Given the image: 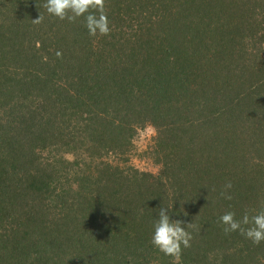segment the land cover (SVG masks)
<instances>
[{
	"label": "trees",
	"instance_id": "obj_1",
	"mask_svg": "<svg viewBox=\"0 0 264 264\" xmlns=\"http://www.w3.org/2000/svg\"><path fill=\"white\" fill-rule=\"evenodd\" d=\"M44 3L0 0V264H172L171 205L180 264H264L219 221L264 208V0H107V36ZM145 124L158 175L92 164Z\"/></svg>",
	"mask_w": 264,
	"mask_h": 264
},
{
	"label": "clouds",
	"instance_id": "obj_2",
	"mask_svg": "<svg viewBox=\"0 0 264 264\" xmlns=\"http://www.w3.org/2000/svg\"><path fill=\"white\" fill-rule=\"evenodd\" d=\"M47 13L57 17L60 20H67L70 23L76 22L80 17L84 18L85 26L91 36H107L111 32L107 16V0H46L41 5ZM40 7V6H37ZM43 15L40 13L37 19L32 20L34 24L43 22ZM58 57L62 56L57 52ZM232 188L231 182L224 185V191L221 195L225 199L231 200L232 196L228 189ZM183 204H181V208ZM172 206L161 207L158 210V219L154 223V231L151 243L159 249L164 255L172 257V264H180V258L183 248L191 247L192 233L187 229L192 228L199 230L191 222L186 227L179 219L170 218ZM183 211V210H182ZM254 214L245 211L242 219H236L234 211H227L219 218L223 225L225 234L239 231L241 235L252 241L254 245L264 242V208ZM186 214V213H185Z\"/></svg>",
	"mask_w": 264,
	"mask_h": 264
},
{
	"label": "rangeland",
	"instance_id": "obj_3",
	"mask_svg": "<svg viewBox=\"0 0 264 264\" xmlns=\"http://www.w3.org/2000/svg\"><path fill=\"white\" fill-rule=\"evenodd\" d=\"M131 142L132 146L129 148L128 152H117L115 154H108L99 159L94 158L95 160L93 162L96 163L94 164L92 162V164L100 166L99 161L103 160L104 162H109L112 166H117L120 169L122 168L127 175L131 174V176H135L129 173L132 170L147 172L152 176L158 175L163 168V164L158 162L155 128L150 124L141 126L136 130ZM65 158L72 160L73 154L70 152L65 155ZM94 172L96 173V171ZM125 192L126 191H124V194ZM151 264H157V262Z\"/></svg>",
	"mask_w": 264,
	"mask_h": 264
}]
</instances>
